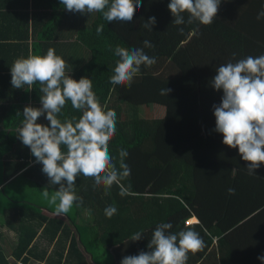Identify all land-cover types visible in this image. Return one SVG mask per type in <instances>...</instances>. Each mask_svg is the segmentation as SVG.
Masks as SVG:
<instances>
[{"label": "trees", "instance_id": "1", "mask_svg": "<svg viewBox=\"0 0 264 264\" xmlns=\"http://www.w3.org/2000/svg\"><path fill=\"white\" fill-rule=\"evenodd\" d=\"M226 2L222 0L219 11ZM169 3L142 0L131 23H109L102 13L68 12L60 0H0L2 46L18 41V46L27 48L32 33L36 54L43 55L50 47L56 52L58 47L66 48L62 53L68 54L66 73L76 80L85 76L92 79L101 104L117 114L116 133L109 144L117 167V150L124 148L129 153L125 163L131 173L121 182L126 193L123 196L119 186L113 185L105 195L103 186L93 190V178H77V194L83 198V205L76 207L75 214H67L77 236L73 237L66 264H89L86 252L92 254L95 264H106L104 252L111 254L113 247L115 257L111 254L110 264H121L124 256L148 251L152 231L161 222H171L174 232L191 227L204 239L203 249L190 252L187 264H264L258 259L264 255V170L256 169V175L249 176L248 162L242 160L238 148L223 144L222 134L213 131L216 119L212 106L220 103L223 92L209 84L217 66L248 56L251 38L239 26L223 20L219 11L211 25H173ZM152 16L157 23L149 32L141 24ZM78 18L82 23L76 27ZM16 23L18 26H12ZM100 24L104 31L98 36ZM179 27L184 28L183 34ZM69 36L76 39L71 41ZM145 39L155 45L145 48V53L155 56L157 62L151 67L142 65L130 87L110 84L118 59L114 48H140ZM39 87L37 83L25 89L21 102L13 107L18 123L5 124L9 132L4 137L15 139L16 133L10 129L20 127L26 102L40 99ZM166 87L172 91L161 96L160 90ZM63 112L69 117L80 115L70 102ZM24 166L21 163L10 171L4 165L0 186ZM33 175L38 178L39 171L28 169L0 189V213L7 226L19 234L10 254L26 264L31 260L37 228L24 218L36 216L35 225L46 224L44 230L64 232L71 228L54 209H36L26 195H13L14 181ZM38 180L49 184L46 175ZM48 186L54 190L58 187ZM228 188H234L235 194L230 195ZM113 204L118 211L109 219L104 209ZM80 210L91 211L93 223H80ZM137 231L144 237L131 241ZM1 234L0 264H11Z\"/></svg>", "mask_w": 264, "mask_h": 264}, {"label": "clouds", "instance_id": "2", "mask_svg": "<svg viewBox=\"0 0 264 264\" xmlns=\"http://www.w3.org/2000/svg\"><path fill=\"white\" fill-rule=\"evenodd\" d=\"M64 9L72 13H102L103 18L111 22L133 21L142 0H60ZM222 0H170L168 9L174 20L173 25L185 24L211 25L217 17ZM187 14V19L185 18ZM257 20L264 19V7L257 13ZM143 21V19H142ZM157 23L152 16L142 22L143 29L153 31ZM104 25L96 28L99 36ZM178 31L183 34L184 28ZM143 47L126 48L117 45L114 55L118 57L109 77V83L117 86H131L141 66L151 67L157 60L145 53V48L155 45L145 39ZM233 53V57H235ZM66 61L48 48L46 54L29 53L27 57L16 58L10 68L11 85L15 89L25 86L31 88L39 84L40 106L31 104L24 107L17 139L30 149L35 163L42 165V173L48 177L49 184L58 186L50 191L46 186L42 198L54 206L57 216L67 215L75 205H83V198L77 194L78 177L93 178V190L103 186L105 195L113 185L121 188L125 195L122 180L131 173L125 163L129 156L126 149H118L117 158L109 150L110 141L116 133L117 114L113 109H105L93 90L92 79L87 76L76 80L66 73ZM216 75L209 84L223 95L219 104H214L216 119L213 131L223 136V144L236 149L243 161L248 162L249 176L256 175L255 170L264 163V54L247 56L236 62L220 64ZM172 89L160 90L161 96H168ZM70 102L71 108L79 116L64 115L63 110ZM21 115L18 111L17 116ZM41 117L48 122H38ZM230 195L234 188H228ZM118 209L109 205L104 209L107 218H112ZM190 223V222H188ZM171 222H161L152 231L147 244L148 251L141 250L137 255L124 256L121 264H187L188 254L197 252L205 246L200 233L188 227L178 232L171 231ZM144 237L137 231L131 241H140ZM264 261V255L258 256Z\"/></svg>", "mask_w": 264, "mask_h": 264}, {"label": "crops", "instance_id": "3", "mask_svg": "<svg viewBox=\"0 0 264 264\" xmlns=\"http://www.w3.org/2000/svg\"><path fill=\"white\" fill-rule=\"evenodd\" d=\"M237 2L239 3V0L231 1V3L230 0H227V2L222 6L220 10L222 11V9L227 7L229 3L230 5L227 9L232 12L234 11V6L238 8L242 6L241 11L238 14V19L234 22H231V19L228 20L229 18L227 16L226 18L224 16H222L221 18L230 25L239 26L245 34L250 36V40L252 43L248 45V56L251 55L255 57L262 55L264 54V19L257 20L256 16L257 13L261 10V8L264 7V0H245L242 5H236ZM32 11L33 10L31 5V7L29 8V13L31 14ZM30 17L32 18V16ZM31 22L32 21L30 20V23ZM81 23V19L78 18L77 20H75L76 27L81 26ZM12 26H18V24H12ZM76 36H69V39L73 41L76 39ZM66 37H68V35H66ZM34 43L35 42L32 33L30 34L28 41L29 46L27 48L24 46H18V44H20V42L18 41H13V43H5L3 46V43L0 42V179L3 177L4 174V165L8 167V170L12 171L16 167H20L21 163L25 164L24 169L19 173H15V176L11 180H15L16 178H18L19 175L23 174V172L28 169H37L39 171L38 178L45 176V174H43L41 171L42 165L35 163V158L31 155L30 149L24 147L22 145V142L17 139V129H10L14 130L13 132L16 133L15 139L11 138L10 136L4 137V133L9 132V129L4 127V125L11 124L12 122L18 123V121L14 120L15 116L13 112V107L21 102V98L24 95L23 93L25 92V89L28 88L30 90V88L27 86L22 89H15L12 87L10 68L16 58H19L21 56L27 57L30 52L36 54ZM64 49L66 48L58 47L56 53L60 55L65 61H67L68 54L62 56ZM46 51L47 50H44L42 53L46 54ZM26 104H31L32 106L39 107L40 99L35 101L31 98L28 102H26ZM38 122L45 124L48 123L44 119V117H41ZM5 154L6 156L4 157ZM260 170H264V163L261 164L257 171ZM38 178L33 175V177L27 176L26 178H23L20 181H14V184L11 185V192L14 196L26 195L28 200H30V197L36 195V191L42 192L46 186L48 187V189L54 190L51 186H48V184L40 182ZM11 180H9L6 184L11 182ZM6 184L1 185L0 189L3 188ZM36 206L48 208V206L38 205L34 203V208L44 210ZM28 216L29 217H26L24 219L26 222H28L29 224H33L37 228V234L32 241V251L30 252L31 260L30 263L27 264H66L68 262L67 260L73 237L77 236V231L73 223L71 222L69 216H61L62 220L67 223V227H71L64 232H62V229L44 230V226L46 224H43L42 226L38 227L35 225V223L38 222L36 216H33V219L30 218V215ZM93 218L94 214L91 211L80 210L78 221L80 223H93ZM0 232L2 233L1 243L3 249L7 253L8 259L11 261V264H26L23 261L15 259L10 254L11 251L18 244L19 234L16 230H13L12 228L7 226L6 218L1 213ZM80 245L83 248V245ZM110 250L111 254H113V256L115 257L114 247ZM86 256L89 264H95L91 253L86 252Z\"/></svg>", "mask_w": 264, "mask_h": 264}, {"label": "rangeland", "instance_id": "4", "mask_svg": "<svg viewBox=\"0 0 264 264\" xmlns=\"http://www.w3.org/2000/svg\"><path fill=\"white\" fill-rule=\"evenodd\" d=\"M231 1H234V0H230V3H231ZM243 2H245V0H239V3L237 2V4L236 5H238V4H243ZM230 3H229V5H230ZM229 5L227 6V7H225L224 9H222V11L220 10L219 12V15L222 17V16H224L225 18H226V16L229 18L228 20H230L231 22H234V21H236L237 19H238V14H239V12L241 11V7L242 6H240L239 8L238 7H236V6H234L233 8H234V11L232 12V11H229L227 8L229 7ZM238 8V9H237ZM49 191H50V193L52 192V191H54V190H52V189H48ZM41 193L42 192H39V191H36V195H33V197H30V201H32V202H34V203H36V204H38V205H45V206H48V207H50L51 209H54V206H50L48 203H47V201H45L43 198H42V195H41ZM33 203V204H34ZM76 206L74 205L73 206V208H72V210L70 211L72 214H75V212H76ZM88 224H90V223H88ZM101 249H103V248H101ZM105 253V257H103V260H104V262L103 263H106V264H110V260H111V254L109 253V252H104Z\"/></svg>", "mask_w": 264, "mask_h": 264}, {"label": "built area", "instance_id": "5", "mask_svg": "<svg viewBox=\"0 0 264 264\" xmlns=\"http://www.w3.org/2000/svg\"><path fill=\"white\" fill-rule=\"evenodd\" d=\"M21 263V262H20Z\"/></svg>", "mask_w": 264, "mask_h": 264}]
</instances>
